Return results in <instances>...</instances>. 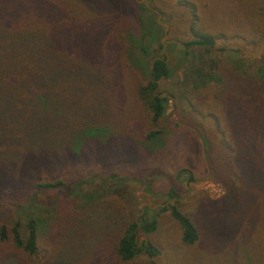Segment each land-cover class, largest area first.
Instances as JSON below:
<instances>
[{
    "label": "trees",
    "instance_id": "16d2710c",
    "mask_svg": "<svg viewBox=\"0 0 264 264\" xmlns=\"http://www.w3.org/2000/svg\"><path fill=\"white\" fill-rule=\"evenodd\" d=\"M173 1L190 5L188 0ZM117 4V0H0V264H77L82 256H89L84 264H90V255L95 253L111 264H125L141 254L148 257V264H156L159 250L147 239L138 241L156 228L155 217L148 215L154 212L147 207L138 210L139 216L113 238L109 253L93 244L99 237L94 222L76 219L79 210L84 212L98 199L97 190L88 191L94 180L122 183L125 178L116 174L100 178L90 171L74 172V177L64 180L36 181L48 166L49 153L58 152L59 138L77 143L112 133L108 120L98 121V117L107 108L103 101L107 93L124 79L105 73L102 67L107 61L117 73L128 69L130 54L149 60L143 68L146 78L138 87L137 102L153 124L167 108L169 97L154 93L169 75L167 57L153 55L152 45L162 36V28L152 19L156 13L140 5L124 43L106 16L118 11ZM258 9L242 7L240 15L224 12L220 17L223 26L247 29L246 36L239 37L246 47L254 45L258 35L256 47L260 48L262 31L253 18L264 7ZM81 13L86 18L81 19ZM142 13L147 18L142 19ZM216 39L214 34L194 28L193 22L180 50L185 58L189 52L197 57L187 73L194 91L216 87L221 93L219 108L226 113L224 123L228 125L221 132L220 144L229 156L215 168L224 195L220 201H211L217 214L209 226L222 228V233L215 234L223 237L231 234L233 238L238 232L242 237L240 252L231 254L236 253L235 259L221 264H264V54L245 61L236 49L218 46ZM157 47L163 45L157 43ZM205 59L209 61L206 68ZM213 101L217 102V96ZM214 121L219 128L218 120ZM159 135V131H148L143 139L149 142ZM203 142L210 149L205 139ZM67 158L75 164V156ZM46 194L56 196L47 200ZM167 195L177 197L172 189ZM235 200L241 204L239 210L232 205ZM60 201L65 205L59 206ZM165 210L178 224L184 246L198 242L196 223L188 215L175 204L159 208ZM85 231L89 234L82 235ZM201 258L197 264H203Z\"/></svg>",
    "mask_w": 264,
    "mask_h": 264
},
{
    "label": "rangeland",
    "instance_id": "374dc122",
    "mask_svg": "<svg viewBox=\"0 0 264 264\" xmlns=\"http://www.w3.org/2000/svg\"><path fill=\"white\" fill-rule=\"evenodd\" d=\"M134 1L131 4L128 0H117L118 11L113 16L105 13L116 36H120L124 43L132 25L131 21L135 24L138 7L144 5L143 0ZM145 2L146 8L156 12L153 21L157 23L158 16L160 23L166 26L161 42L163 26L157 23L162 28V36L152 45L153 55L160 57L164 54L169 63L168 77L160 81L154 89V93L160 92L170 99L163 116L157 123H151L137 102L138 87L143 85L146 78L143 68L149 60L143 61L137 55L130 54L128 69L121 68L117 73L114 72L116 69L112 67V63L107 61L104 64L106 69L101 66L105 73L113 78L121 75L124 79V83L115 82L112 93H107L103 99L107 108L98 117V121L101 118L108 120L112 133L100 134L94 141L77 143L67 138H59L57 144H61L58 152L49 153L48 166L36 181L64 180L74 177V172L85 174L90 171L98 173L100 178L110 174L125 178L122 183H102L96 179L89 190L88 187H83L89 192L97 190V200H101L98 204L96 200L91 207L84 208V212L79 210L76 219L82 222L88 218L94 222L99 237L93 244L101 246L99 248L102 250L109 249L108 253L111 251L113 238L119 235L131 219L139 216L138 210L147 207L154 212L148 215L155 217L156 228L148 236L139 237L138 241L147 239L159 250L160 254L154 259L156 264H197L200 257L203 264H221L227 259L232 262L236 256V253L231 256L232 251L240 252L238 248L242 241L241 234L238 232L233 238H230L231 234L223 237L215 234L222 233V228L213 229L209 226L210 219L217 214V206L214 209L211 201H220L225 188L217 179L220 175L216 172L218 166L229 156V152L220 144L221 132H226L225 126H228L224 123L226 113L219 108V101L223 99L216 87H202L199 91H194L187 73L195 65L197 57H192L189 52L185 58L180 50L181 43L189 39V26L194 22V28L217 36L218 46L236 49L245 61L258 59L264 54V10L259 11L264 7V0H188L190 5L187 6L176 4L173 0ZM242 7L247 10L260 7L259 14L253 18L262 31L258 39L260 48L256 47L258 35L254 45L246 47V41L239 37H245L247 29L241 31L237 29L240 27L226 24L223 26L221 22L220 17L224 12L240 15L239 10ZM79 17L83 19L86 15L81 13ZM142 17L145 19L147 15L142 13ZM152 33L155 34L153 30ZM222 36H226L225 39ZM218 37L221 39L218 40ZM157 43L162 44L163 48L157 47ZM204 63L206 68L209 61L205 59ZM253 71L254 69L250 73ZM116 93L118 94L115 95ZM213 96H217V102L213 101ZM84 99H88V96H84ZM214 119L218 120L219 128L216 127ZM148 131H159L160 135L152 141H144L143 134ZM203 139L210 149L206 148ZM77 140L78 138L75 141ZM58 154L62 155L61 159ZM108 154L111 156L106 157ZM72 155L76 157L75 164L68 161L67 156ZM91 156L96 159H91ZM216 167L218 168L215 170ZM232 185L235 188L233 183ZM169 189L176 193L175 199L168 197ZM46 196L49 200L56 195ZM168 203L175 204L181 213H185L196 223L199 240L193 246H184L180 242V228L170 216L169 210L159 211V208ZM61 205H65V202L60 201L59 206ZM232 205L238 210L241 208L237 200ZM116 218L121 220L115 223L113 220ZM242 231L240 228V232ZM87 232H82V235L89 234ZM42 245L39 241L38 246ZM88 260L89 256H82L77 264H84ZM90 261V264H111L96 253L90 255ZM148 261V257L141 254L125 264H148ZM113 264L123 263L114 261Z\"/></svg>",
    "mask_w": 264,
    "mask_h": 264
},
{
    "label": "water",
    "instance_id": "95a60500",
    "mask_svg": "<svg viewBox=\"0 0 264 264\" xmlns=\"http://www.w3.org/2000/svg\"><path fill=\"white\" fill-rule=\"evenodd\" d=\"M136 2L139 3L140 1H136ZM143 4H144L145 7H147V4H146L145 0H143ZM153 12L156 13L155 11H153ZM159 18H160V17L157 16V23L160 24L161 26H163V32H164L162 38L160 39V41L162 42V41H163V38H164V36H165L166 26H165L164 24L160 23ZM162 48H163V47H162ZM162 48H161V49H162ZM158 206H162V205H158Z\"/></svg>",
    "mask_w": 264,
    "mask_h": 264
}]
</instances>
